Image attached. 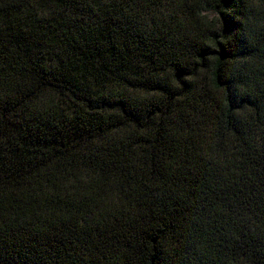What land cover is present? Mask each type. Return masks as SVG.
<instances>
[{
	"label": "trees",
	"instance_id": "16d2710c",
	"mask_svg": "<svg viewBox=\"0 0 264 264\" xmlns=\"http://www.w3.org/2000/svg\"><path fill=\"white\" fill-rule=\"evenodd\" d=\"M0 264H264V0H0Z\"/></svg>",
	"mask_w": 264,
	"mask_h": 264
}]
</instances>
